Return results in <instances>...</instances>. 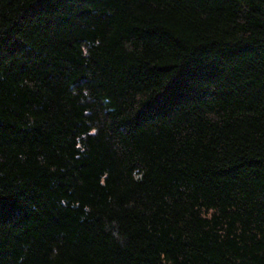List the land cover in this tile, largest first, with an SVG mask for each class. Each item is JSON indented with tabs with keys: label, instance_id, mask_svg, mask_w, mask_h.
<instances>
[{
	"label": "trees",
	"instance_id": "obj_1",
	"mask_svg": "<svg viewBox=\"0 0 264 264\" xmlns=\"http://www.w3.org/2000/svg\"><path fill=\"white\" fill-rule=\"evenodd\" d=\"M0 264H264V0H0Z\"/></svg>",
	"mask_w": 264,
	"mask_h": 264
}]
</instances>
